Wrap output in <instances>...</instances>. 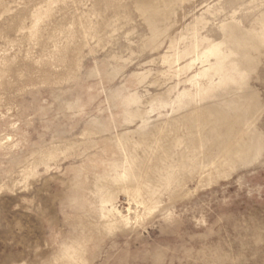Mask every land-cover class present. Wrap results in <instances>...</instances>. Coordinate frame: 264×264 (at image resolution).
<instances>
[{"label":"rangeland","instance_id":"1","mask_svg":"<svg viewBox=\"0 0 264 264\" xmlns=\"http://www.w3.org/2000/svg\"><path fill=\"white\" fill-rule=\"evenodd\" d=\"M0 264H264V0H0Z\"/></svg>","mask_w":264,"mask_h":264}]
</instances>
